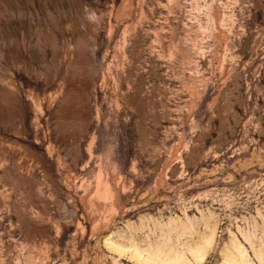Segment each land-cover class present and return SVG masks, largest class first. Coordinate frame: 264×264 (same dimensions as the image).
I'll return each instance as SVG.
<instances>
[{
	"label": "rangeland",
	"instance_id": "1",
	"mask_svg": "<svg viewBox=\"0 0 264 264\" xmlns=\"http://www.w3.org/2000/svg\"><path fill=\"white\" fill-rule=\"evenodd\" d=\"M185 260L264 264V0H0V264Z\"/></svg>",
	"mask_w": 264,
	"mask_h": 264
},
{
	"label": "bare ground",
	"instance_id": "2",
	"mask_svg": "<svg viewBox=\"0 0 264 264\" xmlns=\"http://www.w3.org/2000/svg\"><path fill=\"white\" fill-rule=\"evenodd\" d=\"M197 257V258H196ZM195 259L197 260V259H201V256H198V255H196L195 256ZM173 264H189L186 260L185 261H177V262H175V263H173Z\"/></svg>",
	"mask_w": 264,
	"mask_h": 264
},
{
	"label": "clouds",
	"instance_id": "3",
	"mask_svg": "<svg viewBox=\"0 0 264 264\" xmlns=\"http://www.w3.org/2000/svg\"><path fill=\"white\" fill-rule=\"evenodd\" d=\"M92 18H94V17H92Z\"/></svg>",
	"mask_w": 264,
	"mask_h": 264
}]
</instances>
